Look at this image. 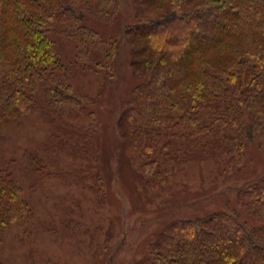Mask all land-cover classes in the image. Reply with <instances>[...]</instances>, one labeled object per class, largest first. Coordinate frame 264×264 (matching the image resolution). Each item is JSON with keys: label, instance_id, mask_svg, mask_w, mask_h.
I'll return each instance as SVG.
<instances>
[{"label": "trees", "instance_id": "1", "mask_svg": "<svg viewBox=\"0 0 264 264\" xmlns=\"http://www.w3.org/2000/svg\"><path fill=\"white\" fill-rule=\"evenodd\" d=\"M112 2L117 4L0 0V125L41 106L60 123L54 139L62 150L70 143L77 154L80 146L87 148L96 131L68 125L64 114L92 100L75 91L54 36L77 44L75 68L106 70L113 77L116 41L86 24L89 17L110 19ZM134 5L136 22L126 34L140 83L119 126L127 150L148 159L147 173L165 179L153 158L173 140L189 146L222 133L218 143L232 158L255 143L263 147L264 0H134ZM11 163L0 167V236L13 226L24 228L33 217ZM44 168L38 167L36 183ZM237 204L261 224L250 225L239 211L175 220L136 264H264V177L241 189Z\"/></svg>", "mask_w": 264, "mask_h": 264}, {"label": "rangeland", "instance_id": "2", "mask_svg": "<svg viewBox=\"0 0 264 264\" xmlns=\"http://www.w3.org/2000/svg\"><path fill=\"white\" fill-rule=\"evenodd\" d=\"M116 1L110 19L86 20L118 45L113 77L106 70L75 68L77 44L54 36L75 91L92 100L85 109L69 107L64 114L68 125L96 131L87 148L80 146L77 154L70 143L62 150L54 139L60 123L41 106L0 125V167L15 162L10 171L33 209L24 228L13 226L0 236V263L136 264L175 220L239 211L250 225L261 224L237 204V195L264 177V146L255 143L232 158L218 143L222 133L189 146L173 140L153 158L155 171L165 172L161 181L143 168L148 159L127 150L119 120L140 83L126 34L136 11L134 0ZM38 167L46 168L36 183Z\"/></svg>", "mask_w": 264, "mask_h": 264}]
</instances>
